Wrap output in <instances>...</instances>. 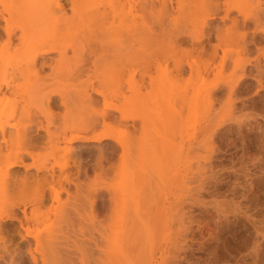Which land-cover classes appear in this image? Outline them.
<instances>
[{
  "label": "rangeland",
  "instance_id": "374dc122",
  "mask_svg": "<svg viewBox=\"0 0 264 264\" xmlns=\"http://www.w3.org/2000/svg\"><path fill=\"white\" fill-rule=\"evenodd\" d=\"M202 1L185 0L179 12L173 0L171 31L199 39ZM234 1L238 10L232 15L239 20L248 17L250 40L256 17L264 20V0ZM210 22L230 25L219 17ZM258 28L264 30L263 25ZM261 31L255 35L263 36ZM233 37L225 49L235 59L244 54L237 34ZM257 38L252 40L261 50L251 45L248 56H259L264 66V39ZM187 49L184 44L183 74L171 72V61L170 73L153 72L152 84L148 78L140 81L142 119L135 122L140 126L136 143L127 146L124 155L116 145L110 160L113 167L106 176L96 179L93 163L97 150L114 141L69 145L73 150L67 170L76 172L73 161L80 155L90 165L87 178L76 175L83 183L78 187L81 193L73 184L66 185L73 196L78 192V198L83 197L79 202L75 198L77 208L85 207L73 213L76 217L72 214L73 224L58 216V209L73 201L64 191L58 200L50 197L40 206L43 217L39 222L25 225L30 232L26 240L18 234L24 230L17 221L2 222L0 264H264V77L261 85L254 79L252 62L249 77L240 82L241 71L233 61L222 64L217 60L207 69L205 58ZM229 81L240 82L231 95ZM214 84L218 89L208 93ZM53 110L62 113L64 108ZM37 118L44 119L42 115ZM31 129L43 133L35 126ZM121 136L125 141L129 138L126 132ZM32 151L33 159L23 157L26 166L13 169L18 180L40 177L32 164L55 163L58 172V165L65 161L62 151L54 159L48 145ZM5 188L0 183V198ZM31 196H18L15 211L19 215L24 203L28 213L33 209ZM34 228L42 240L39 248L32 235ZM62 230L67 243H58V251L51 254L47 240L55 233L58 242Z\"/></svg>",
  "mask_w": 264,
  "mask_h": 264
},
{
  "label": "bare ground",
  "instance_id": "6f19581e",
  "mask_svg": "<svg viewBox=\"0 0 264 264\" xmlns=\"http://www.w3.org/2000/svg\"><path fill=\"white\" fill-rule=\"evenodd\" d=\"M172 1L0 0V183L6 186L0 198V230L2 222L17 221L24 230V233L18 230V234L26 240L30 232L25 225L30 221L39 222L43 217L38 212L40 206L50 197L58 200L62 191L73 201L64 203L58 209V216L63 222L73 224L71 216L81 208H77L74 200L83 198H78L82 190L78 187L83 183L76 175L81 173L87 178L90 165L80 155L73 161L77 164L76 172L67 170L73 150L69 145L114 141L97 150L93 163L95 178L106 176L113 167L110 160L116 145L124 155L127 146L131 148L136 143L140 126L135 122L142 119L139 97L143 85L140 81L148 78L152 84L153 72L170 73L171 61V72L176 76L183 74L180 57L184 44L189 47L187 52H196L205 58L207 69L217 60L222 64L233 61L235 69L241 71L240 82L249 77V67L254 62L253 77L262 84L264 66L260 64V57L248 56L252 53L251 45L261 50L252 40L264 39V34L255 35V31H261L258 27L264 26L260 15L256 17L249 40L248 17L239 20L232 15L238 10L234 0H203L201 37L195 39L171 31L169 7L173 6ZM183 2L185 0H176L174 8L180 12ZM217 17L223 23L230 21V25L212 24L210 21ZM235 34L244 55L234 59L225 47ZM213 39L216 44L210 45ZM239 81L227 82L230 95L236 93ZM217 89L218 85L214 84L208 93ZM36 101L40 104H32ZM59 106L64 108L63 112L54 114L53 108ZM38 115L44 119L37 118ZM33 126L43 133L34 132ZM123 132L129 135L127 141L121 136ZM43 145L51 147L54 159L62 151L65 161L58 165V172L55 163L32 164L40 177H33L36 180L32 181V177L23 176L18 180L13 169L26 166L23 157L33 159L32 149ZM71 184L79 189L77 196L67 188ZM27 193H32L29 202L33 209L28 213L24 203L19 215L15 211L19 204L16 200ZM73 217L76 216L73 214ZM34 230L32 235L39 248L42 240L35 234L38 230ZM65 233L61 231L58 242L55 233L49 236L47 244L51 254L58 251V243L60 246L63 241L67 243ZM30 254L36 262L35 255ZM17 255L21 257L22 252L18 250Z\"/></svg>",
  "mask_w": 264,
  "mask_h": 264
}]
</instances>
